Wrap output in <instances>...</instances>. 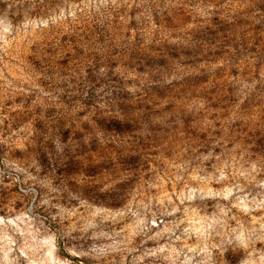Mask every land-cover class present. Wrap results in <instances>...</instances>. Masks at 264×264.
<instances>
[{
    "label": "rangeland",
    "instance_id": "obj_1",
    "mask_svg": "<svg viewBox=\"0 0 264 264\" xmlns=\"http://www.w3.org/2000/svg\"><path fill=\"white\" fill-rule=\"evenodd\" d=\"M0 264H264V0H0Z\"/></svg>",
    "mask_w": 264,
    "mask_h": 264
},
{
    "label": "clouds",
    "instance_id": "obj_2",
    "mask_svg": "<svg viewBox=\"0 0 264 264\" xmlns=\"http://www.w3.org/2000/svg\"><path fill=\"white\" fill-rule=\"evenodd\" d=\"M237 239H239V237H237ZM227 242H229V243H230L231 241H227Z\"/></svg>",
    "mask_w": 264,
    "mask_h": 264
}]
</instances>
